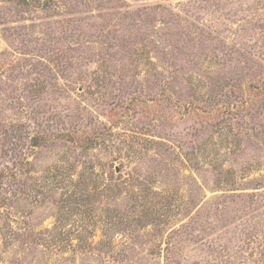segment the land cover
I'll return each instance as SVG.
<instances>
[{
    "label": "rangeland",
    "instance_id": "1",
    "mask_svg": "<svg viewBox=\"0 0 264 264\" xmlns=\"http://www.w3.org/2000/svg\"><path fill=\"white\" fill-rule=\"evenodd\" d=\"M0 264H264V0H0Z\"/></svg>",
    "mask_w": 264,
    "mask_h": 264
}]
</instances>
